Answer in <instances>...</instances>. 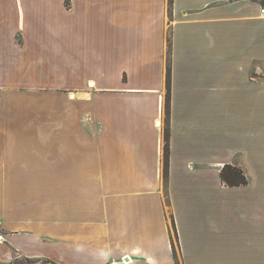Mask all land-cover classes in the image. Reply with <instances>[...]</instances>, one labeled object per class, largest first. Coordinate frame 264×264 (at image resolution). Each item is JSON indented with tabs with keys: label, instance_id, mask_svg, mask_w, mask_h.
Returning a JSON list of instances; mask_svg holds the SVG:
<instances>
[{
	"label": "crops",
	"instance_id": "0c3cea01",
	"mask_svg": "<svg viewBox=\"0 0 264 264\" xmlns=\"http://www.w3.org/2000/svg\"><path fill=\"white\" fill-rule=\"evenodd\" d=\"M260 1L0 0V264H264Z\"/></svg>",
	"mask_w": 264,
	"mask_h": 264
},
{
	"label": "trees",
	"instance_id": "16d2710c",
	"mask_svg": "<svg viewBox=\"0 0 264 264\" xmlns=\"http://www.w3.org/2000/svg\"><path fill=\"white\" fill-rule=\"evenodd\" d=\"M262 4H264V1H260ZM169 78H170V68L167 66V78H166V84H167V95L165 97V109L168 112L169 108V96H170V85H169ZM164 138H165V148H164V163L167 167L168 165V131L165 130L164 132ZM220 178L221 181L224 183L225 186H237V185H246L248 180L246 175L244 174L242 168L236 165L232 164H224L223 167L220 168Z\"/></svg>",
	"mask_w": 264,
	"mask_h": 264
},
{
	"label": "rangeland",
	"instance_id": "374dc122",
	"mask_svg": "<svg viewBox=\"0 0 264 264\" xmlns=\"http://www.w3.org/2000/svg\"><path fill=\"white\" fill-rule=\"evenodd\" d=\"M264 1V0H263ZM262 4V3H261ZM68 5V1H66V5ZM264 5V4H262ZM169 32L167 33V39L169 40ZM170 41V40H169ZM168 66V64H167ZM165 94L167 95V84H166V88H165ZM165 95V97H166ZM166 102V101H165ZM166 105V103H165ZM167 113V112H166ZM167 167L165 166V163L163 165V176H164V182L162 183L164 188L166 189V185H167ZM172 230V239H173V244L174 246L175 244V231L173 230V228L171 227ZM8 264H56L54 261L49 260V258H45V257H35V258H31V257H25L22 255H18V254H14L11 261Z\"/></svg>",
	"mask_w": 264,
	"mask_h": 264
},
{
	"label": "built area",
	"instance_id": "2783aa9c",
	"mask_svg": "<svg viewBox=\"0 0 264 264\" xmlns=\"http://www.w3.org/2000/svg\"><path fill=\"white\" fill-rule=\"evenodd\" d=\"M0 239H1V237H0Z\"/></svg>",
	"mask_w": 264,
	"mask_h": 264
}]
</instances>
